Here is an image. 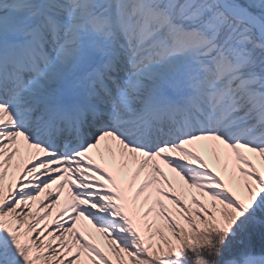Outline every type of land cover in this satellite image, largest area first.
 <instances>
[{"label":"snow or ice","instance_id":"obj_1","mask_svg":"<svg viewBox=\"0 0 264 264\" xmlns=\"http://www.w3.org/2000/svg\"><path fill=\"white\" fill-rule=\"evenodd\" d=\"M0 264H264V0H0Z\"/></svg>","mask_w":264,"mask_h":264}]
</instances>
